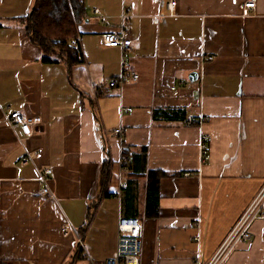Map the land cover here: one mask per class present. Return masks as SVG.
Here are the masks:
<instances>
[{"label": "crops", "instance_id": "crops-1", "mask_svg": "<svg viewBox=\"0 0 264 264\" xmlns=\"http://www.w3.org/2000/svg\"><path fill=\"white\" fill-rule=\"evenodd\" d=\"M35 1L0 0V264H90L78 236L94 261L112 259L122 218L142 223L140 264H209L264 187V0H84L74 66L31 40ZM108 34L131 51L101 47ZM124 59L140 79L112 87ZM179 109L186 122L154 116ZM12 113L42 124L26 136ZM251 233L222 264H264V218Z\"/></svg>", "mask_w": 264, "mask_h": 264}, {"label": "built area", "instance_id": "built-area-1", "mask_svg": "<svg viewBox=\"0 0 264 264\" xmlns=\"http://www.w3.org/2000/svg\"><path fill=\"white\" fill-rule=\"evenodd\" d=\"M134 1V0H131ZM173 5V4H172ZM247 8H254L255 2L251 1L246 4ZM156 23L158 21H155ZM99 44L101 47L108 48H120L123 53L131 51L132 41L125 37L124 34H108L103 35L100 38ZM73 46H78V40L75 39L72 42ZM212 60V58H209ZM127 79L138 81L140 76L135 73L130 66L129 62L124 59L122 75L111 82L112 87H117L126 82ZM8 121L13 129L20 128L26 136L33 135L34 128L42 124L39 118H27L20 113H12ZM192 124V121L189 122ZM115 135L121 137L123 135L122 130H116ZM129 159L127 156L122 155L120 159V165L125 170ZM52 170L48 169L44 171L39 178V183L43 186L40 190V196L43 198L52 197V193L48 187L47 177L52 175ZM126 188L127 185H122ZM264 218V187L252 202L250 207L242 215L238 223L235 225L223 245L219 249L218 253L212 259L209 264H222L229 253L239 244L248 242L252 239L251 228L253 224L258 220ZM142 223L138 219L134 218H122L118 223V244L117 252L114 258L106 261H94L89 255L84 239L78 236L77 253L79 258L90 262V264H140V257L143 252V239H142ZM74 233V229L71 226H67L63 229L64 236H69Z\"/></svg>", "mask_w": 264, "mask_h": 264}, {"label": "trees", "instance_id": "trees-1", "mask_svg": "<svg viewBox=\"0 0 264 264\" xmlns=\"http://www.w3.org/2000/svg\"><path fill=\"white\" fill-rule=\"evenodd\" d=\"M86 17L84 0H36L34 10L28 19L27 30L31 40L40 46L45 54V62L65 60L70 66L83 64L85 58L80 46H73L72 42L78 38V27ZM187 110L179 109L172 111L156 112L165 122H186ZM208 145L204 149V159L208 153ZM127 156L125 148L123 151ZM144 153H146L144 149ZM141 158V164L145 162V155ZM128 157V156H127ZM129 159V158H128ZM135 159H129L126 168H132ZM104 188L108 184L107 171L104 173ZM159 174L149 173L148 178V202L147 216H158L159 204ZM131 180V179H130ZM129 180L127 192L132 195L133 186ZM109 197V195H107ZM133 196H130L132 200ZM92 216V214H90ZM91 218V217H90Z\"/></svg>", "mask_w": 264, "mask_h": 264}, {"label": "water", "instance_id": "water-1", "mask_svg": "<svg viewBox=\"0 0 264 264\" xmlns=\"http://www.w3.org/2000/svg\"><path fill=\"white\" fill-rule=\"evenodd\" d=\"M198 79V73H193L191 76H190V80L191 81H196Z\"/></svg>", "mask_w": 264, "mask_h": 264}]
</instances>
